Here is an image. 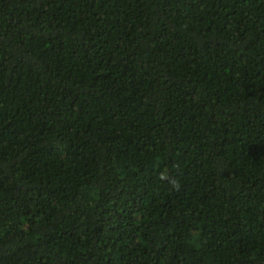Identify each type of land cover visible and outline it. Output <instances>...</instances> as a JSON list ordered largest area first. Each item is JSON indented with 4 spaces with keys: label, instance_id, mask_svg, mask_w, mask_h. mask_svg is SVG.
I'll return each instance as SVG.
<instances>
[{
    "label": "trees",
    "instance_id": "1",
    "mask_svg": "<svg viewBox=\"0 0 264 264\" xmlns=\"http://www.w3.org/2000/svg\"><path fill=\"white\" fill-rule=\"evenodd\" d=\"M0 264H264V0H0Z\"/></svg>",
    "mask_w": 264,
    "mask_h": 264
}]
</instances>
